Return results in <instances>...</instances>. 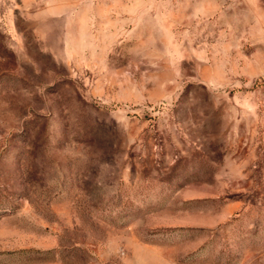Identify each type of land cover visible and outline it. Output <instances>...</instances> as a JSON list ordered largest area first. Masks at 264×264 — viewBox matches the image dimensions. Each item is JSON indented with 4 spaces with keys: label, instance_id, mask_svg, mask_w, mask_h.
Here are the masks:
<instances>
[{
    "label": "rangeland",
    "instance_id": "1",
    "mask_svg": "<svg viewBox=\"0 0 264 264\" xmlns=\"http://www.w3.org/2000/svg\"><path fill=\"white\" fill-rule=\"evenodd\" d=\"M0 264H264V0H0Z\"/></svg>",
    "mask_w": 264,
    "mask_h": 264
}]
</instances>
